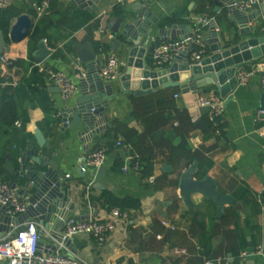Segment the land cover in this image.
<instances>
[{"label": "crops", "instance_id": "0c3cea01", "mask_svg": "<svg viewBox=\"0 0 264 264\" xmlns=\"http://www.w3.org/2000/svg\"><path fill=\"white\" fill-rule=\"evenodd\" d=\"M34 2L36 0H11L8 7L15 17L10 26L21 14H28L33 20V28L37 26L46 34H41L37 42L45 39L52 54L42 63H37L33 57L32 62L45 72L44 90L55 110L46 112L18 98L20 108L27 110L23 125V141L26 144L18 150L19 146L11 132L0 134L1 166L4 174L10 178L0 183H15L18 194L24 188L26 177L18 170V166L23 151L28 144H32L37 156L49 159L48 168H53V171L63 176L65 199L68 198V203L74 205L69 217L79 220L111 219L112 210L117 208L104 205V194L131 196L139 200L138 209H117L124 213V217L118 220L115 229L107 235L101 246L87 234L76 236L86 242L77 254L72 255L80 260V264H206L208 261L218 262L219 259V264H264L260 256L241 257L243 250H253L257 245L264 248V126L255 123L253 118L255 110L263 107L264 90L259 75H253L247 85H238L232 91V100L225 103L224 113L213 129L206 126L203 130L194 126L191 115L196 110L190 102L195 95L193 90L183 92L179 87H159L147 95L134 96L129 92L113 97L102 116L97 117L101 120L99 125L103 127L102 131L89 139L78 137L76 130H81L83 124L71 130L64 128L62 121L65 106H70L80 96L81 78L76 79L74 66H79V71L86 73V67L79 62L78 56L84 49H92L103 62L105 56L112 53L110 46L116 40L108 29L112 18L125 16V21L129 22L134 15L133 7L137 3L146 4L138 0H98L95 4L97 11L93 12L80 9L71 0H57L55 8L47 9L37 16L32 6ZM147 4L151 5L159 22L169 20L161 24L162 27L173 23L183 25L179 29L181 34L187 30L185 25L192 27V34L198 20L206 18L208 22L202 27L206 49L204 57L209 53L204 34L211 20L216 22V32L223 44L236 42L240 38L238 27L227 20L224 8L215 11L214 0H154ZM116 7L121 9V13L113 12ZM250 11L257 16L255 21L261 30L264 0ZM84 14L92 16L91 19L87 20ZM77 24H81L80 27L73 29ZM153 29L148 41V54L152 61L156 46L168 40L181 39L176 36L174 39L162 40L157 34V26H153ZM96 44H100L99 48ZM6 45L9 52L3 56L15 59L16 63L2 66L0 62V68L3 69L0 80L15 85L31 69L30 64L20 67L17 62H29V56H32L37 46L29 38ZM102 45L107 49L104 50ZM196 51L195 46L191 56ZM56 52L61 56L56 57ZM113 54L122 61V71L126 62L125 45L120 44ZM250 63L243 67H248ZM54 71L67 74L76 82L78 91L74 96L63 100L60 89L59 92L49 90L50 87H58L49 78L50 72ZM118 78L113 81V92L120 91ZM213 90L217 91L213 85L206 87V92ZM198 94L204 93L200 91ZM16 124L17 128L21 127L20 121ZM36 128L46 138L43 148L36 144ZM177 137L180 141L174 144ZM118 141L122 143L121 146L116 145ZM99 147L107 149L103 164L104 179L101 183H93L96 169L87 171L84 177L77 170L82 156ZM15 151L18 153L16 156ZM190 154H196L201 160L208 159L210 167L202 178L211 176L218 191L236 199L234 205L223 207L220 217L217 216L215 204L203 195L191 196L192 209L180 197L181 173L194 161L198 163V168L200 164L196 159L188 163ZM129 156L139 158L141 162L150 159L152 175L144 178L141 168L133 170ZM7 160L16 166L14 175L3 168ZM163 164L171 166L172 172H163ZM31 165L34 164L28 163V166ZM123 165L129 170L121 171ZM30 193L28 187L26 195H19L29 200ZM75 207L80 208L79 215H75ZM1 211L0 208V215ZM202 233L205 239L208 238L209 244L200 243ZM50 250L48 242L39 248L43 254L50 253ZM56 250L68 254L66 249Z\"/></svg>", "mask_w": 264, "mask_h": 264}, {"label": "water", "instance_id": "95a60500", "mask_svg": "<svg viewBox=\"0 0 264 264\" xmlns=\"http://www.w3.org/2000/svg\"><path fill=\"white\" fill-rule=\"evenodd\" d=\"M98 0H71L77 4L80 9L97 11L96 2ZM238 0H214L215 11L224 8L226 18L238 27L240 38L233 43L223 44L216 32L217 24L214 20L208 23V31L204 34L206 43L209 45V53L199 62L192 61V52L195 45L189 41L186 46L179 51L163 67L153 64L152 58L148 54L149 43L153 26H157V34L162 39H174L179 36L181 39H188L192 27L185 25L186 31L181 34L179 29L181 24L173 23L162 27L158 17L152 12L151 5L137 3L133 7L134 15L131 21L126 22L125 16L112 18L108 29L116 38L110 46V51L116 53L120 44L126 47L125 67L118 78L120 91L113 92V81L105 82L98 75V68L102 60L97 56L94 50L84 49L78 56L80 63L86 67L84 77L79 79L80 96L70 106H65L62 121L64 128L71 130L83 124L81 130H76L78 137L90 136L102 131L103 127L99 125L101 120L97 118L102 116L109 101L119 95L131 92L134 96H142L156 91L157 88L164 89L170 87H179L183 92L193 90V94L200 91L206 92L207 86H214L219 96L228 103L232 100L231 93L238 86L237 71L245 64L257 61L264 57V35L256 23L257 16L252 11H242L235 6ZM159 6L163 7L161 3ZM123 24V25H122ZM122 25V26H121ZM160 25V26H159ZM159 26V27H158ZM33 28V20L28 14H21L10 26L8 33L0 30V56L9 52L8 42L17 43L29 38ZM143 40V41H142ZM37 49L32 52V57L37 63H42L52 54V50L46 46L45 39H40L36 43ZM6 63L12 65L16 63L15 59L7 58ZM3 69L0 68V76ZM50 91H58V87H50ZM261 106L264 107V96ZM202 115L209 111V107H201ZM194 126L200 129H206L203 119H199ZM107 127V126H106ZM34 137L39 148H43L46 138L42 132L36 128ZM180 138L174 140L177 144ZM21 164L18 170L25 174L26 185L19 190V194L26 195L29 187L31 193L29 196V207L24 214L16 217H10L6 214L5 208L1 207L0 215V234L2 238H10L15 233L25 229V223L34 222L40 235L37 245L40 248L48 242L50 251L54 252L57 248L66 249L68 256L77 254L86 242L79 240L76 236L64 237L65 219L69 217L74 205L68 203L62 190L63 176L59 172L48 168L49 159H41L36 154L32 144H28L20 157ZM28 163L34 165L28 166ZM38 167H44L38 168ZM3 168L11 175L17 170L11 160L3 164ZM162 170L165 173H171L172 167L163 164ZM77 173L86 176V172ZM198 163L194 161L179 178V193L184 204L193 207L191 196L201 194L211 200L217 211V216L223 214L225 205L232 206L236 199L230 194H224L218 191L216 182L211 176L197 178ZM104 179V166H99L94 174L93 183H101ZM10 186L15 187V183ZM264 195V188L262 190ZM75 215H79L80 208L75 207Z\"/></svg>", "mask_w": 264, "mask_h": 264}, {"label": "built area", "instance_id": "2783aa9c", "mask_svg": "<svg viewBox=\"0 0 264 264\" xmlns=\"http://www.w3.org/2000/svg\"><path fill=\"white\" fill-rule=\"evenodd\" d=\"M144 4L154 0H138ZM262 0H238L235 6L242 11H249L255 6L259 5ZM11 0H0V8L10 6ZM37 16H41L49 6V0H42L32 4ZM206 18H200L196 23L195 30L189 36L188 39L180 40H168L164 43L156 46L153 49V64L158 67H163L168 64L173 57L181 51L189 41H191L196 47L197 51L192 56V61L199 62L206 54L205 41L202 35V27L207 24ZM261 31L264 35V16L262 19ZM4 56L0 57L2 66L6 65ZM122 61L113 53L105 56L102 64L98 68V75L105 81L116 80L122 68ZM76 79L82 78L85 72L79 71V66H74ZM258 74L260 77L261 87L264 90V57L257 61L250 63L248 67H241L237 71L238 85L245 86L249 83L250 78ZM49 78L53 84L59 87L60 97L63 100L74 96L78 91V86L70 76L67 74L54 71L50 72ZM178 95H174L177 97ZM196 112L192 113L191 120L196 122L202 114L200 108L208 106L209 111L207 116L214 126L217 125L218 119L223 115L225 110V101L219 96L218 92L213 90L204 94H195L190 101ZM254 122L264 126V107H260L254 112ZM19 126V123L16 124ZM117 146H121V142L116 143ZM107 149L105 147L96 148L90 152H87L82 156L80 163V170L87 172L97 169L105 162ZM131 168L135 171L140 169L141 163L137 158H132ZM129 167L123 165L121 171L126 172ZM29 200L21 197L18 194L17 188L12 187L7 183H0V206L5 208L6 214L10 217H16L25 213L29 207ZM113 217L111 219L98 220L94 218H88L79 220L75 217H68L64 223V237H74L80 234H87L92 237L98 246H101L109 233H111L119 219L124 217V213L117 209L112 210ZM165 224V223H163ZM40 240L39 232L34 222L25 223V229L15 233L10 238H3L0 240V264H80V260L76 257L68 256L56 250L47 254L40 253L37 245ZM250 256H260L264 259V248L261 245H257L253 250H243L241 252L242 258ZM220 259L215 262L208 261L206 264H219Z\"/></svg>", "mask_w": 264, "mask_h": 264}, {"label": "trees", "instance_id": "16d2710c", "mask_svg": "<svg viewBox=\"0 0 264 264\" xmlns=\"http://www.w3.org/2000/svg\"><path fill=\"white\" fill-rule=\"evenodd\" d=\"M42 0H36L37 3L41 2ZM57 5V0H49L48 9H53ZM114 13H121L120 8H115L113 10ZM87 20L91 19L92 16L84 14ZM15 17V14L11 10L10 7L0 8V30L3 31L5 34L7 33L10 22ZM79 17V16H78ZM169 21V20H168ZM168 21H163V23H168ZM81 24H77L74 26L73 29L79 28ZM46 35L44 31L39 29V27L34 26L29 39L32 43L36 44L37 39L40 35ZM97 48H99L100 44H96ZM105 49L106 46L102 45ZM56 57L61 56L59 52L54 54ZM29 62L25 60H19L17 62V66L24 67L27 64H30L31 69L30 73L24 77L20 82L13 85L10 83H6L2 79L0 80V134L4 132H11L14 135L16 145L19 146L18 150L23 148L26 142L23 141V125L27 118V110L20 108L18 104V98L21 97L22 100L27 101L31 106H39L46 112H54V104L49 99L44 90V79H45V72L41 70L39 66L35 65L32 61V56H29ZM204 122L208 129L215 128L213 123L209 120L207 115L203 117ZM21 122V127L17 128L15 126L16 122ZM193 125V124H192ZM30 136V134H26ZM111 145V144H110ZM18 153L15 151L14 155L16 156ZM188 163H191L193 160L200 161L199 168L197 171V178H202L204 173L208 171L210 167V162L208 159H200L196 154H190L188 157ZM138 161L141 163V173L142 177L147 178L152 175L153 168L152 162L150 159L146 158L143 159L142 162L138 158ZM11 179H14L11 177ZM10 178L6 174L1 166L0 161V181H9ZM246 201V197L243 198ZM104 205L108 208H117L121 211L131 210V209H138L140 207V202L138 199L133 198L131 196L125 197H117L112 194H104L103 196ZM205 234L202 233L200 237L201 244H209L208 238H204Z\"/></svg>", "mask_w": 264, "mask_h": 264}]
</instances>
